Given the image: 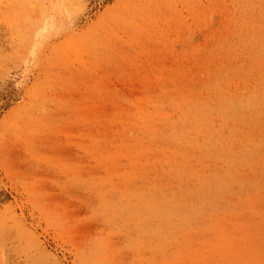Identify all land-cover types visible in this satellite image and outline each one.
Instances as JSON below:
<instances>
[{
  "label": "rangeland",
  "instance_id": "1",
  "mask_svg": "<svg viewBox=\"0 0 264 264\" xmlns=\"http://www.w3.org/2000/svg\"><path fill=\"white\" fill-rule=\"evenodd\" d=\"M43 3L0 0V94L9 93L0 112V264H247L227 250L157 247L155 220L119 196L122 156L100 150L111 133L144 136L133 115L150 112L146 103L201 90L211 62L233 64L221 43L264 0H79L75 18L28 49L24 38L39 30L33 6ZM78 38L89 46L75 51ZM210 187L190 194L187 210L209 200ZM259 199L249 228L261 236Z\"/></svg>",
  "mask_w": 264,
  "mask_h": 264
},
{
  "label": "bare ground",
  "instance_id": "2",
  "mask_svg": "<svg viewBox=\"0 0 264 264\" xmlns=\"http://www.w3.org/2000/svg\"><path fill=\"white\" fill-rule=\"evenodd\" d=\"M43 1L41 7L33 6L39 30L34 32L33 26L23 39L28 49L55 32L65 16H77L79 0L70 5ZM250 22L237 24L221 43L233 64L223 67L210 61L214 72L201 90L185 86L171 99L146 103L152 106L150 112L145 108L133 115L144 136L131 129L121 130L116 139L111 133L100 150L102 155L113 150L122 156L119 196L129 209L155 220L157 247L216 248L229 251L236 261L264 264V234L249 228L264 195V11L254 13ZM79 42L71 43L75 51L89 46ZM8 94H0V112ZM207 187L211 198L187 210L184 200Z\"/></svg>",
  "mask_w": 264,
  "mask_h": 264
}]
</instances>
